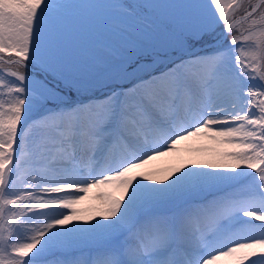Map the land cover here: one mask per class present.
Wrapping results in <instances>:
<instances>
[{"label":"snow or ice","instance_id":"6c2138e0","mask_svg":"<svg viewBox=\"0 0 264 264\" xmlns=\"http://www.w3.org/2000/svg\"><path fill=\"white\" fill-rule=\"evenodd\" d=\"M204 7L0 0V264H264V32L245 53L237 28L264 0ZM194 138L200 160L143 171ZM93 188L111 191L78 209Z\"/></svg>","mask_w":264,"mask_h":264},{"label":"rangeland","instance_id":"374dc122","mask_svg":"<svg viewBox=\"0 0 264 264\" xmlns=\"http://www.w3.org/2000/svg\"><path fill=\"white\" fill-rule=\"evenodd\" d=\"M66 2L73 4V5H78V4H84V3L92 2V0H66ZM205 4H206V0H201L202 12L204 15L207 16L210 10L207 7H204ZM253 20H255V23H253L252 20H249L243 27H240L238 25L237 26L238 31L242 32V33H244V35L248 36V33H246L247 30L255 29V28L259 27L261 24H264V21H262L259 16L253 17ZM219 36L220 35L217 34L215 39L219 40V39H217ZM241 39H243V38H241ZM249 44H251L253 47H256V42L253 40V38L250 41L243 42L242 46L244 47L245 53L252 51V48L248 47ZM196 51L199 52V51H201V49L198 47L196 49ZM4 54H7V53H4ZM0 59H3L1 54H0ZM246 63H250V61L246 60ZM13 71H15V68H11V70H9V71L0 69V79H2L4 82H7L8 80L14 79V77H12L10 75V73ZM0 95H3L4 98L7 99V95H8L7 89H4L3 92L0 93ZM73 98H75L74 94H73ZM84 99H87V97H84ZM204 145H210V143L207 140L196 139V138L189 140V141L182 142V143L177 145V151L174 154H172V156L166 157L164 159L159 158L157 160L150 162L148 165L145 166V169L143 171L151 170V169L155 170L159 167L168 166V165L175 166V165L181 164L185 161L188 162L189 164H192V163L196 162L197 160H200V157L197 156L195 150L199 149L200 146H204ZM241 171H243V170H241ZM225 175L234 176L235 174L211 173L208 170H200V173H199V177L201 178V184H212L214 187H223V186H226L227 184H229V182H227V181H213L210 178L214 177V176H225ZM249 182H251V181H249ZM102 191L108 192L111 190L110 189H95V188H93L91 191H89L87 194H85L86 199L81 204L77 205L76 207L82 211H91V210L97 208L100 205V202L98 200H96L95 197ZM61 195H66V194H61ZM76 195H79V194L76 193ZM208 198H211V196ZM7 207H11V206L5 205V209H7ZM60 211L63 213V211H65V210L61 209ZM57 218H59V216ZM241 221H243L244 223H247V224H256L257 223L255 221L249 220L248 218H238L235 223L239 224V223H241ZM82 227H84V226L72 225V226H69L68 230H64V231H69L70 229H79ZM75 235H80V234L75 233ZM27 239H28L27 237L22 238L21 243L26 242ZM76 251H84V249H76L75 251L67 253V255H75Z\"/></svg>","mask_w":264,"mask_h":264},{"label":"trees","instance_id":"16d2710c","mask_svg":"<svg viewBox=\"0 0 264 264\" xmlns=\"http://www.w3.org/2000/svg\"><path fill=\"white\" fill-rule=\"evenodd\" d=\"M229 11H231V10H229ZM263 28H264V26H263ZM264 31V30H263ZM6 58H8V55H4ZM0 67L1 68H3V69H5V70H7V71H9V70H11V68H15V66L14 65H9V64H6L5 62H2V63H0ZM162 172H164L163 170H162ZM181 177H179V179H180ZM177 178H174V180H176ZM171 183H173L172 181H170L169 182V184H171ZM161 189H164V188H167V186L165 185V186H161L160 187Z\"/></svg>","mask_w":264,"mask_h":264},{"label":"bare ground","instance_id":"6f19581e","mask_svg":"<svg viewBox=\"0 0 264 264\" xmlns=\"http://www.w3.org/2000/svg\"><path fill=\"white\" fill-rule=\"evenodd\" d=\"M170 156H172V154L169 155V156L161 157L160 159H164V158H166V157H170ZM60 195H61V194H60Z\"/></svg>","mask_w":264,"mask_h":264}]
</instances>
